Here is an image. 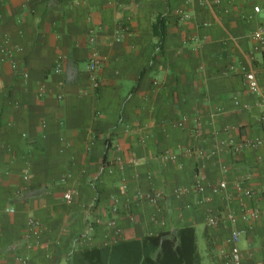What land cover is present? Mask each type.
<instances>
[{
    "label": "crops",
    "instance_id": "0c3cea01",
    "mask_svg": "<svg viewBox=\"0 0 264 264\" xmlns=\"http://www.w3.org/2000/svg\"><path fill=\"white\" fill-rule=\"evenodd\" d=\"M260 30L264 0H0V264H78L182 227L219 259L239 230L242 264H264V144L239 148L264 141V106L240 72L255 67L264 89ZM156 192L159 204L144 199Z\"/></svg>",
    "mask_w": 264,
    "mask_h": 264
},
{
    "label": "trees",
    "instance_id": "16d2710c",
    "mask_svg": "<svg viewBox=\"0 0 264 264\" xmlns=\"http://www.w3.org/2000/svg\"><path fill=\"white\" fill-rule=\"evenodd\" d=\"M154 36L159 39L158 47L162 49L166 38L164 16H160L154 25ZM207 244L204 253L196 229L182 227L173 233L90 248L81 253L78 264H222L213 243L208 241Z\"/></svg>",
    "mask_w": 264,
    "mask_h": 264
},
{
    "label": "built area",
    "instance_id": "2783aa9c",
    "mask_svg": "<svg viewBox=\"0 0 264 264\" xmlns=\"http://www.w3.org/2000/svg\"><path fill=\"white\" fill-rule=\"evenodd\" d=\"M256 13H260L261 9L259 7L255 8ZM179 14L181 15L183 20L189 19V16L185 14L184 11H179ZM252 40L255 42V52H260L264 45V32L263 31H257L253 34ZM91 42L93 44L96 43V39H92ZM101 55L98 50H94L88 65V74L90 77L91 82V92L97 93L102 84L100 80V70H101ZM16 68V66H14ZM264 72V68L262 69ZM61 69L59 68L57 70V73H60ZM240 72L245 77L246 86L248 88V91L250 94L256 96L262 106H264V89L262 88L260 84L259 74L255 67H247L244 66L240 69ZM24 78L28 79L29 74L26 72L24 74ZM155 86L158 87L159 83L155 82ZM60 99L63 98V96H59ZM237 106H240V102L237 101ZM186 118H183L178 126L180 128H183L185 126ZM264 141L262 139H249L246 142L242 144L239 148H247V149H259L263 146ZM178 156L175 154H166L163 158L164 162H176L178 160ZM121 160V159H120ZM28 179V177H26ZM211 190L215 194H219L220 192H224L228 189V185L226 182H222L220 184H213L210 186ZM198 191L201 193L205 192V186L198 182ZM238 190L243 192L247 197L252 198L253 197V191L251 189L244 188L243 186H238ZM176 194L180 196L182 194V191H177ZM164 195L162 192H156L150 195H147L144 199L151 202L152 204H159L160 201L163 199ZM65 200L68 204H72L74 201V194L73 192H67L65 194ZM249 217L252 220H258L260 217L258 212H252L249 216H245L244 219L247 220ZM228 220L231 224H236L238 222L237 217L233 214L228 215ZM211 226H217L218 222L216 218H212L210 220ZM39 223L35 220L30 221V226L32 229H36L38 227ZM241 232L239 230H234L231 233V238L229 240V246L230 249L223 252V255L221 257L222 264H242L243 262V254L241 252V249L239 247L240 241H241Z\"/></svg>",
    "mask_w": 264,
    "mask_h": 264
}]
</instances>
